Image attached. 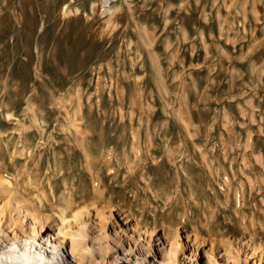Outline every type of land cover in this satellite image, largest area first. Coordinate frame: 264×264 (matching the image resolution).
I'll return each instance as SVG.
<instances>
[{"label":"rangeland","instance_id":"obj_1","mask_svg":"<svg viewBox=\"0 0 264 264\" xmlns=\"http://www.w3.org/2000/svg\"><path fill=\"white\" fill-rule=\"evenodd\" d=\"M0 176L113 209L85 264H264V0H0Z\"/></svg>","mask_w":264,"mask_h":264},{"label":"bare ground","instance_id":"obj_2","mask_svg":"<svg viewBox=\"0 0 264 264\" xmlns=\"http://www.w3.org/2000/svg\"><path fill=\"white\" fill-rule=\"evenodd\" d=\"M109 2L110 0H103L104 5ZM67 9L68 6L65 7V12H71ZM110 10L109 8L106 11ZM30 181L32 180L29 179L28 182ZM30 183L34 189L38 187L35 188L37 183ZM34 184L36 185L34 186ZM32 185L29 184L31 187ZM37 191L41 192L39 188ZM68 191L69 189L67 192H63V195L61 194L58 202L57 200L53 201L55 199L54 192L53 198L48 196L49 193L43 195L29 193V197H26L21 195L18 189L12 187L10 180L0 176V196L6 199V204L0 213V245L9 248V252L0 255L3 261L15 264H61L63 262L85 264L90 252V249L87 248L88 239L92 238L87 226L92 222L93 215L104 222L99 225V230L104 231L101 239L114 238L111 233L106 231L107 221L110 220L113 209L100 205L99 200L98 203L77 204L78 201L76 202L72 192ZM19 194L21 196H18ZM97 196L99 195L97 194ZM14 212L17 213L13 215ZM24 222L28 223L27 227L23 224ZM131 229L132 237L137 234L138 238L142 240L143 246L147 248L146 256L143 257L142 262L137 264H146L149 261L148 256L153 253L151 240L156 233L150 232L147 228H140L138 222ZM138 238H134L137 244L141 241ZM176 240L177 237L174 241ZM173 245H176L175 242L171 243L170 249L164 252L160 262L166 264L174 261L171 257L176 251L173 249ZM84 247L82 254L78 253ZM129 251L134 252V248ZM78 255L81 256L80 259H78ZM174 264L177 263L174 261Z\"/></svg>","mask_w":264,"mask_h":264}]
</instances>
